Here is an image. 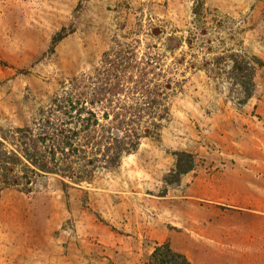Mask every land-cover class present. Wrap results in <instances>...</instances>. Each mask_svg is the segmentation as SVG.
<instances>
[{
  "label": "rangeland",
  "instance_id": "374dc122",
  "mask_svg": "<svg viewBox=\"0 0 264 264\" xmlns=\"http://www.w3.org/2000/svg\"><path fill=\"white\" fill-rule=\"evenodd\" d=\"M135 39L160 47L165 65L172 54L180 63L159 138L86 182L47 175L29 192L2 190L0 264H149L163 244L198 259L178 250L187 244H154L159 229L146 221L171 218L158 197L181 194L187 173L172 181L173 152L192 155V174L214 172L264 130V0H0V135L30 125L64 86L93 79L104 54L114 61L116 40L127 50ZM231 59L250 64L251 85Z\"/></svg>",
  "mask_w": 264,
  "mask_h": 264
},
{
  "label": "trees",
  "instance_id": "16d2710c",
  "mask_svg": "<svg viewBox=\"0 0 264 264\" xmlns=\"http://www.w3.org/2000/svg\"><path fill=\"white\" fill-rule=\"evenodd\" d=\"M136 41L127 50H118L121 45L116 40V51L109 53L114 61L104 54L93 79L80 78L64 86L30 125L0 135V193L11 187L29 192L36 179L47 175L70 183L86 182L98 170L118 169L142 139L159 138L161 122L168 114L167 97L180 86L173 78L180 63L172 54L171 67L165 65L160 47L141 48ZM137 49L142 53L139 59L134 54ZM231 60L235 77L245 79L244 86L251 85L250 64ZM173 154L176 163L170 174L175 182L192 171L194 160L184 152ZM149 261L191 264L167 244L156 246Z\"/></svg>",
  "mask_w": 264,
  "mask_h": 264
},
{
  "label": "crops",
  "instance_id": "0c3cea01",
  "mask_svg": "<svg viewBox=\"0 0 264 264\" xmlns=\"http://www.w3.org/2000/svg\"><path fill=\"white\" fill-rule=\"evenodd\" d=\"M242 152L240 160L222 165L225 169L187 173L177 185L179 196L158 197L171 218L160 223L161 216L148 217L147 227H158L155 235L161 237L154 244H187L178 250L196 251L198 259H190L194 264H264V130ZM125 222L138 241L136 222Z\"/></svg>",
  "mask_w": 264,
  "mask_h": 264
}]
</instances>
